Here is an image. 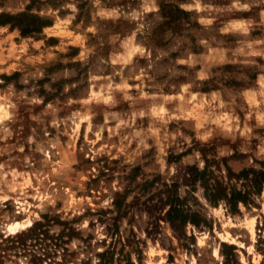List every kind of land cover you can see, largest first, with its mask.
<instances>
[{
	"label": "rangeland",
	"instance_id": "374dc122",
	"mask_svg": "<svg viewBox=\"0 0 264 264\" xmlns=\"http://www.w3.org/2000/svg\"><path fill=\"white\" fill-rule=\"evenodd\" d=\"M27 8L53 24L0 26V264H264V190L231 213L197 187L188 238L160 205L206 160L236 187L264 162V0H0Z\"/></svg>",
	"mask_w": 264,
	"mask_h": 264
},
{
	"label": "trees",
	"instance_id": "16d2710c",
	"mask_svg": "<svg viewBox=\"0 0 264 264\" xmlns=\"http://www.w3.org/2000/svg\"><path fill=\"white\" fill-rule=\"evenodd\" d=\"M165 7V6H164ZM170 16L166 13L168 11L163 8V13L170 19L168 24L178 20L181 16L187 15V11L178 8L177 6H170ZM53 20L47 16H43L32 12L30 9L23 11L10 13L0 12V26L8 25L10 28H17L21 36H36L39 35L43 28L51 26ZM16 74V73H14ZM12 74V75H14ZM6 77V76H5ZM259 167H245L242 168L237 177L240 180V187L229 185L224 182L222 176L216 174L215 169L209 164L208 160L205 161V165L202 168L190 167L188 168L189 179L188 189H185L184 194H180L178 186L176 184L165 185V188L161 191L165 194L160 200V205L163 209L162 218L170 225L171 229L178 234L179 237L188 238L184 232V228L187 224H191L193 227L200 228L203 226L211 227L208 219L200 208L203 206L200 204L198 198L194 195L197 187L202 190L203 198L211 205L218 206L220 202L226 204L231 213L238 212V204H247L251 200L252 195L260 194L264 190V162H259ZM217 165V164H216ZM227 171V164H225ZM219 167V166H217ZM220 172L219 168H216ZM200 207V208H198ZM36 222L25 231L19 234L8 235L7 238H16L11 241L12 245H17V248L26 250L27 242L33 236H37V229L40 227ZM32 236L25 237L26 234ZM191 237L194 240L193 236ZM264 242L263 239L258 238L257 242ZM159 242V241H158ZM222 247L231 249V252L224 254V262L222 264H238L234 257L232 250L235 247L231 244L222 242ZM7 248V247H6ZM119 252L120 257H117L118 262L123 264H134V261L130 256ZM106 256V257H105ZM99 259L96 264H114L113 251H103L99 254Z\"/></svg>",
	"mask_w": 264,
	"mask_h": 264
},
{
	"label": "bare ground",
	"instance_id": "6f19581e",
	"mask_svg": "<svg viewBox=\"0 0 264 264\" xmlns=\"http://www.w3.org/2000/svg\"><path fill=\"white\" fill-rule=\"evenodd\" d=\"M25 224L30 225L31 222H21V221L16 220L8 225V229L10 230V232H12V231H15L18 227L25 226Z\"/></svg>",
	"mask_w": 264,
	"mask_h": 264
}]
</instances>
